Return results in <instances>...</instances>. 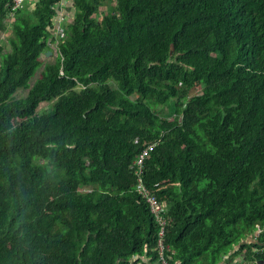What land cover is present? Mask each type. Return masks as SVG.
Returning a JSON list of instances; mask_svg holds the SVG:
<instances>
[{
	"label": "trees",
	"instance_id": "obj_1",
	"mask_svg": "<svg viewBox=\"0 0 264 264\" xmlns=\"http://www.w3.org/2000/svg\"><path fill=\"white\" fill-rule=\"evenodd\" d=\"M63 1L0 0V264L161 263L139 177L169 264L264 255V0Z\"/></svg>",
	"mask_w": 264,
	"mask_h": 264
},
{
	"label": "built area",
	"instance_id": "obj_2",
	"mask_svg": "<svg viewBox=\"0 0 264 264\" xmlns=\"http://www.w3.org/2000/svg\"><path fill=\"white\" fill-rule=\"evenodd\" d=\"M27 0H14L15 6L20 7ZM63 10L60 11V15H63ZM153 148V145L147 146L142 153L137 155L135 159V165L137 166L136 172L141 173L143 171V162L145 156L149 153V151ZM137 192L146 200L151 213L154 215V218L158 224V253L160 257L161 264H169L166 257L165 252L168 248L166 243V233L168 229L169 219H168V206L165 202L161 201L157 194L146 185L142 177L138 178V182L136 185ZM264 264V257L262 263Z\"/></svg>",
	"mask_w": 264,
	"mask_h": 264
},
{
	"label": "rangeland",
	"instance_id": "obj_3",
	"mask_svg": "<svg viewBox=\"0 0 264 264\" xmlns=\"http://www.w3.org/2000/svg\"><path fill=\"white\" fill-rule=\"evenodd\" d=\"M70 1H71V3H73L72 0H70ZM99 2L101 4L99 5V8H98L97 12H95L93 14V16L96 17V19H98V20H102L104 15L107 14V12H109L110 10H112V8L115 6L116 0H100ZM34 6H35V3H32V4H30L29 7L31 9H33ZM69 14H70V12H69ZM55 28H56V31L57 30L61 31L62 34H64V30L65 29H63L61 27V24L57 23ZM9 30H10V26L8 27V30H6L5 32H0V35H1L0 36L1 37L0 45L3 47V51L4 52H7L10 49V46H9V44L7 42V34L9 33ZM58 43H59L58 40H56L55 42H51L49 45L52 48V51H51L52 53L50 55H47V52H45V53H42L41 56L39 57L40 65L37 68L35 75L30 80L29 88H31L37 81H39L41 79V76H42L43 71L45 70V67L49 63H52L55 60V58L57 56V44ZM200 88L201 87H199V89ZM27 91L28 90H20L17 95L18 96H23V95H25L27 93ZM52 104H53L52 102H44V103H42L40 108H39V112L41 113L44 110L50 109L52 107Z\"/></svg>",
	"mask_w": 264,
	"mask_h": 264
},
{
	"label": "crops",
	"instance_id": "obj_4",
	"mask_svg": "<svg viewBox=\"0 0 264 264\" xmlns=\"http://www.w3.org/2000/svg\"><path fill=\"white\" fill-rule=\"evenodd\" d=\"M71 4V1L69 0H64L62 2V6H64V13L68 14V12L65 10L66 7L68 8L69 6L67 4ZM262 232V230L259 228L257 229L253 234H249L247 237L243 238L240 242L235 244L231 250L228 251L227 254L223 256L221 261L218 264H261L264 255L261 254V256H254L251 254L250 256H247V250L249 245L251 244H256L259 243V235ZM244 245H247L248 247H244ZM262 248H252V253H257L261 252ZM130 264H161L158 261L157 262H150L148 259L143 258L142 261L136 262L135 259L133 258L131 260Z\"/></svg>",
	"mask_w": 264,
	"mask_h": 264
},
{
	"label": "water",
	"instance_id": "obj_5",
	"mask_svg": "<svg viewBox=\"0 0 264 264\" xmlns=\"http://www.w3.org/2000/svg\"><path fill=\"white\" fill-rule=\"evenodd\" d=\"M52 52L51 51H47V55H50Z\"/></svg>",
	"mask_w": 264,
	"mask_h": 264
}]
</instances>
